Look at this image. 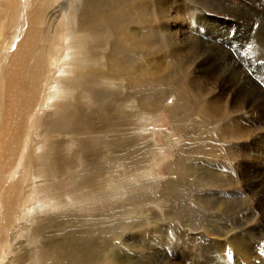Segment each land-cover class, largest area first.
<instances>
[{
    "label": "rangeland",
    "instance_id": "rangeland-1",
    "mask_svg": "<svg viewBox=\"0 0 264 264\" xmlns=\"http://www.w3.org/2000/svg\"><path fill=\"white\" fill-rule=\"evenodd\" d=\"M182 1L185 6L194 9L197 19L202 17L207 22H204V28L200 30H195V25L188 28L192 14L187 6L183 14L176 6V9L169 10V15L173 17L169 30L174 32L171 34L175 37V48H185L188 45L184 43V38H196L200 45L208 47L206 49L209 52L206 55L213 53L212 55L218 57L217 63L211 64L210 69L215 70V77H219L220 81L207 86L211 85L215 94L221 95L230 108L238 105L242 93L234 82L228 83L226 78L223 79L222 73L239 70L241 77L257 86L264 97V0ZM11 2L13 0H0V64L2 62L5 77L13 70L9 68L12 65L17 64L18 71L17 77L15 73L12 74L18 88L11 90L8 87L7 92L3 91L7 103L5 102L6 105L2 113L0 112V131L8 124L5 137L1 136L0 148V196L4 194L0 198V222L4 224V227L0 226L3 229L0 236L9 237V249H6V257L0 264H49L45 244L48 241L56 243L64 235L80 232L92 237L107 232L111 236L117 235L116 243L111 249H115L120 239L130 238L127 251L117 253L120 260L123 259L121 254L142 256L144 250L134 248L132 251L130 244L140 246L144 243L149 245V250L144 253L146 257L144 260L136 259L143 264L147 260L153 264L163 262L164 259L172 264H264V256L261 255L264 253V130H260L264 126V103L258 101L256 106L241 105L243 115L250 122H244L248 127L246 137L240 142L232 141L236 146L241 144V147L235 148L234 160L224 162V154L213 155V159L208 160L198 159L194 164L195 168L191 167L192 174L187 176L188 182L187 179L185 184L181 181L183 189H189L186 194L188 197L183 202L181 200L182 203L171 199L167 201L160 196L164 189L163 183L175 178L171 180L173 183L179 176H183V173L177 174L178 177L172 176L169 170L178 149L185 142V130L176 128L171 116L161 108L152 115L148 114L150 117L146 114L145 120L140 123H137L138 119L135 120L132 129L128 128L125 132L127 136L137 135L134 138L139 139V142L133 145L145 154L147 161L144 169H152L149 173L145 171V175L151 178L145 180L140 177L144 169L131 172L128 166L121 163V157H117V147L112 144V140L121 133L120 126L104 128L99 114L105 112V109H100L99 114L94 112L101 101L116 105V99H121L126 92V83L123 79L116 80L110 75L103 77L104 73L100 75L99 68L107 67L106 60L98 58L106 38L103 39V33L100 37L99 33L95 32L93 35L91 31L81 34L78 19L83 6L82 0H60L58 3L51 0H16V14H13ZM59 3H63L70 11L67 25L71 26L67 32L69 39L81 38L85 44L84 50H87L86 56L90 59L89 63L93 64V60L98 62V66L89 64L87 68L86 65L81 67L83 57L76 53L75 56L71 55L70 64H57L56 57L53 58L51 53L48 61L38 57L36 59L35 50L38 45L49 44L43 39L39 41L40 29L46 30L45 40L57 34L58 29L55 27L62 18L59 17V14L62 15L59 13ZM238 3L241 8L245 7L248 12L254 13L249 22L244 23L232 10L238 7ZM44 5L43 12L40 7L43 8ZM142 10L143 7H138L136 12ZM154 10V5H151L149 11ZM39 13L46 16V26L38 24L34 28L32 16ZM142 25L143 23L141 27H146ZM157 25L159 28L158 23ZM258 31H261V35ZM139 32L142 33L143 30L140 29ZM108 35L115 38L113 34ZM99 46L100 50L96 51ZM163 58L164 63L161 64H170L173 55L167 51ZM131 63L124 59V64L134 65ZM142 64L138 66L141 67L140 70L132 73L134 79L149 77L155 71L151 69L153 64L149 61ZM201 66L206 64L198 60L192 71L196 75L204 76L200 71ZM95 68L97 73H94ZM90 79L103 80V83L93 84ZM22 86H25L23 90ZM94 89L99 91L95 92ZM103 90L108 93L106 99L98 96ZM173 96L169 97L172 101ZM149 98L153 100L152 97ZM118 108L117 113L125 111ZM131 108L133 109L130 107L126 110L133 111ZM80 109L82 112L77 111ZM76 118L79 119L75 121ZM257 120H261L260 131H253L256 127L252 123ZM211 138L212 142L217 143V135L212 134ZM87 154L89 159L95 160L94 163L85 157ZM98 160L102 163L99 164ZM97 167L102 175L92 171ZM87 176L88 179L85 180ZM101 181L105 182L103 188L94 189V186L98 187L95 183ZM222 183L227 185L221 189L216 187ZM164 190L170 197L175 193L170 185ZM196 196L199 198L195 201ZM179 207L186 210L188 216L181 219L173 217V212ZM153 220L159 221L152 225Z\"/></svg>",
    "mask_w": 264,
    "mask_h": 264
},
{
    "label": "bare ground",
    "instance_id": "bare-ground-1",
    "mask_svg": "<svg viewBox=\"0 0 264 264\" xmlns=\"http://www.w3.org/2000/svg\"><path fill=\"white\" fill-rule=\"evenodd\" d=\"M51 1H55L56 3H58L60 0H51ZM175 1L176 2H172V0H82L83 6L81 7V10H80V18L78 19V25H79L80 30H82L81 34H83L84 31H86V32L91 31V34H93L95 32L99 33L100 37L102 36V33H103L104 34L103 39L106 38V40L103 41L104 44H103L102 48L99 46V48L96 49V51H99L101 48L100 53H98V54H100V56H98V58H101L102 60L105 59L107 62V67L105 69L99 68L100 75H101V73H104L105 75L103 77H105L106 75L107 76L110 75V76H113V78L116 80L123 79L126 83V92H125L124 96L121 99L117 98L115 101V104L118 107L123 108V110H125V111H120L119 113H117L116 110L119 108L116 105H114L113 102L110 103V102H104V101H101L100 104H98L99 109L96 108L94 111L96 114H99V112L101 111L100 109H105V112L103 111V112H100V114H99V120H101V124L103 125L104 128L110 129L113 126L114 127L120 126L121 133L118 134L115 137V139L112 140L113 141L112 144H115L117 147L116 153H117L118 158L121 157L120 158L121 163H124L126 166H128L130 168L131 172H133V170L141 171L144 169V163H146V161H147V160H145V154L143 153V151L140 152V150L138 148H135L133 145V143H138L139 139L134 138V136H137V135H133V137H131L129 135L127 136V133L125 132V130H128V128L132 129V127L134 125V121L137 119H138L137 123H140V121H142V120L144 121L146 114L152 115L153 112H155L156 110H158L160 108L165 109L168 112V114L171 116L172 120L174 121L175 127L185 130V133H186L185 142L182 143V145L178 149V152L176 153V157L174 158V160L170 164V170H169L170 171L169 173L172 176H177V174H180V173H183L182 174L183 176H181V178L179 176V179H177V181H174L173 183H172V181L175 178L173 180L171 179L172 181L170 180V181L163 183L164 189H165V187H167L169 185L172 186V188L175 192L173 194V196L170 197L167 194L166 190H164V189L160 193L161 198L166 199L167 201H170V199H171V200L178 201V202H181V200H182V202H183V200H185L188 197L186 194H187V191L189 189L184 190L183 189L184 185L182 183L185 184L187 176H189V174H192L193 169H191V167L195 168L194 164L198 159H202V158H207V160H208V158L213 159V157H212L213 155L224 154L223 157H225V158L221 157L224 160V162H228V160H234V154L236 153V152L234 153L235 148L236 147L239 148L238 146H240L241 144L236 146L233 144V142H234L233 140H238L240 142L241 139L246 137V130L248 129L247 125L244 124L245 120H247V119L241 111V105L242 104H244V105L250 104L252 106H256V103L258 101H259V103L263 104L264 103V99H263L264 97H263V94L260 92V89L257 86H255L253 83H251L250 80L248 82L247 79H245L244 77H241V72L239 70L223 72L222 74H223V79L226 78L228 83L230 81L234 82L237 85L238 90L241 91L242 96L239 99V101H241L240 104L235 105V106H231V108H230L228 103L224 102V98L221 95H218V93L215 94V90L211 85H213L214 82H218L220 80H218L219 77H215V74H216L214 72L215 70L213 69L214 70L213 71L212 69H210V65L217 63L218 57L212 55L213 53L211 55L210 54L206 55L209 52V50L206 49L208 47H206L204 44H202L203 46L200 45L199 41H197V39L195 37H194L195 38L194 40L189 39V38L186 40V38H184V43L188 44L185 47L186 50L183 46L180 48H175V46H174V41H175L174 38L175 37H173L174 34H171L173 31L170 32V30H169V28H170L169 24L173 21V17L171 15H169V13H170L169 10L172 8L176 9V6H177L178 11L181 12V14H183L182 12H184L185 7L187 6V5L185 6V4L182 0H175ZM237 1H235V2H237ZM229 2H232V1L229 0ZM176 3H177V5H176ZM11 4L13 7V10H12L14 12L13 14H16V12H15L16 8H17L16 0L15 1L13 0V2H11ZM62 4L63 3H59V6H60L59 13H62V15L59 14V17L60 18L62 17V18L59 22V25L55 27V29L56 28L58 29L57 34L52 36L51 39L48 37L45 40L44 39V33L46 30L43 27H42L43 29H40L41 30L40 31L41 36L39 38V41H41V39H43L46 42L48 41L49 44L48 45H44V44L38 45L37 50H35V51H37L36 59L39 58V59H44V60L48 61V58L51 59V57H50V53H51L53 58L56 57V63L57 64H58V62H63L61 64H70V63H72L71 55L75 56V53H76V54H79L81 57H83V61L80 64L81 67H83V65H86V68H87V66H90L93 64L98 66V62H95L93 60H92L93 64L89 63L90 59H88V56H86L87 50L86 49L84 50L85 44L81 41V38L80 39H74V40L69 39L67 32H68V30H70L71 26L67 27V25H69V21H70V15H69L70 13H68L70 11L68 9H66L65 6H63ZM151 5H154V8H155V10L153 12L149 11ZM228 5H233V4L229 3ZM138 7H141V8L143 7V10L141 12H136ZM40 8H41V11H43V12L45 11V5L43 8L42 7H40ZM187 8L189 9L190 13L192 14V16L190 17L191 19L189 21L190 24H189L188 28L191 29L192 25H195V27L193 26L195 30H197V29L200 30V29L204 28L203 24H204V22H207V21L203 20L202 17L197 19L196 14L194 13V9L192 7L190 8L189 6H187ZM244 8H241L240 4L238 3V7L236 9H232V8L231 9L234 11V13L237 15V17L240 20H242V21H244V23H246L251 17L254 16V13L248 12ZM34 9L35 8H33L32 12H34ZM37 10H39V9H37ZM43 12H42V14H43ZM64 13H66V14H64ZM42 14L39 13V14H36L35 16H32V25H34V28H35V25H38V24H40V25L42 24L44 27L46 26L45 22H47V19L45 18L46 16L43 17ZM56 17L58 18V15ZM259 22H261V21H259ZM142 23L146 27H141ZM157 23L159 24V28H158ZM144 25H142V26H144ZM197 25H198V27H196ZM262 25H264V24H262ZM260 26H261V24H260ZM55 29H54V31H56ZM140 29L143 30L142 33L139 32ZM254 29H255V26H254ZM107 33L115 35V38H112ZM161 33H163L165 35V38L163 37V35ZM259 33H261V31H258V34ZM259 35H261V34H259ZM69 36L71 37V35H69ZM182 43H183V41H182ZM51 44H55L54 47L50 46ZM167 51L171 52V54L173 55L172 61L170 64H168V63L167 64H161V62L164 63L163 57L166 56ZM259 58L263 59L261 55H259ZM3 59H2V61H3ZM60 59H64V61H61ZM124 59L127 62H132L131 64H134V65L124 64ZM198 60L202 64H204V65L206 64V66L200 67V71L204 73L203 74L204 76L196 75L192 71L195 68L196 62ZM148 61H149V63L153 64V65H151V69H153L155 71H153V72L151 71L152 73L149 77L147 76V77H143V78L138 79V77L136 76L137 78L134 79L132 73H135L137 70H140L141 67H138V66L140 64L148 62ZM262 63L263 62H261V64ZM1 64H2V62H1ZM1 64H0V112L2 113V109H4V107L6 105L5 102L7 103V100L4 98L5 96H3V91L5 90L7 92L8 87H10L9 89L13 88L14 90L18 88V85L16 84V82H17L16 78L12 75L13 73H15L16 77H17L18 71L16 69L17 64L12 65V63H11V65L13 67H9V68H11L13 70L11 72H9V74L7 73V75L5 77L4 76L5 70H3V66H1ZM74 64L77 65L76 63H74ZM142 65H144V64H142ZM59 66H60V64H59ZM69 66H72V65H69ZM147 66H149V65H147ZM60 67H59V69H60ZM91 67H93V66H91ZM157 68H158V70H157ZM61 69H63V67ZM66 69H67V67H66ZM83 69H81V71ZM151 69L146 68V70H148V71ZM144 71H145V69H144ZM97 72H98L97 68H95L94 73H97ZM59 73H61V71ZM138 73H136V74H138ZM145 73H148V72L145 71ZM7 77H9V78H7ZM100 80H102V79H100ZM90 81L92 83L93 82H96V83L102 82L103 83V80L99 81V79L94 80V81H92V79H90ZM109 81H111V80H109ZM209 82H211V83H209ZM93 84H95V83H93ZM207 84H211V85L207 86ZM26 85H27V83H26ZM96 85L98 86L99 84H96ZM153 86H154V88H153ZM22 87H23L22 88V90H23L25 86H22ZM96 90L99 91V89H94L93 91L96 92ZM110 92H112V91H110ZM107 95H108V93L106 94L105 90H103L102 92H99V94H98L99 98L101 97L104 99L108 98ZM171 95H174L173 101H172V99L169 98V97H171ZM222 95H224V94H222ZM149 97H152L153 100H151ZM154 100H157L159 102H155ZM130 107H133V109L131 108L133 111H127L126 110L127 108H130ZM106 110H108V111H106ZM77 111H81V109L77 110ZM263 111H264V109H263ZM257 112H258V110L254 113H257ZM122 114H125V115H122ZM257 116H258V114H257ZM77 117H78V115H77ZM78 119L79 118H76L75 121H77ZM146 119H147V117H146ZM248 121L250 122V120H247V122ZM4 122H6V120ZM6 123H8V122H6ZM81 123H83V122H81ZM260 123H261V120H257L256 123H252V125L256 127L253 129V131L259 130ZM6 125H8V124H5L3 126V129H1V131H0V140H1L0 141V148L2 146L1 136L5 137V134L7 133L8 127ZM92 125H93V123H92ZM246 127H247V129H246ZM134 128H136V127L134 126ZM260 130L261 131L264 130V126ZM112 131H115V129H113ZM247 132H250V131H247ZM212 134L218 136L217 143L212 142V138H211ZM259 135H257V136H259ZM214 139H215V136H214ZM142 142L145 143V141H142ZM168 143L170 144L171 142L168 141ZM255 143L256 142L254 141V144ZM92 149H94V148H92ZM149 149H150V147H149ZM152 154H150V155H152ZM197 154H199L201 156L199 157V155H197ZM85 157L87 159H89V154H87ZM97 157L98 156H96V158ZM216 158H217V156H216ZM217 160H219V159L217 158ZM89 161L94 163L95 160L93 158H90ZM99 162L100 161L98 160V163ZM101 163L102 162H100L99 164H101ZM55 166H57V164ZM202 166H203V164H202ZM88 167L91 168L89 165H88ZM65 169H63V170H65ZM150 169L146 168L143 171H141L143 174L140 177L144 178L145 180L146 179L149 180L150 176L148 177L145 174ZM92 171H97V173L101 172L99 167H97V169H93ZM108 171H109V169H108ZM145 171H147V172L145 173ZM97 173L95 175H97ZM101 173H99V174H101ZM106 173H108V172H106ZM116 175H119V173L118 174L116 173ZM109 176L111 177L112 174H109ZM99 178H101V176ZM87 179H88V176L86 177L85 180H87ZM226 180H228V179H226ZM181 181H182V183H181ZM94 182H95V179H94ZM96 182H97V180H96ZM133 182H135V181H133ZM187 182H188V179H187ZM191 182H193V181H191ZM104 183H102V181L95 183V185L97 184L98 187L94 186L93 188L94 189H97V188L102 189ZM199 183H201V182L199 181ZM202 183H204V182H202ZM225 185H227V184L222 183V184L216 185V187L221 189ZM173 186L178 187L180 189L177 190ZM201 187H202V185H201ZM197 190H196V192H197ZM216 191H218V190H216ZM1 193H2V191H1ZM195 193L192 196H194ZM213 193H215V192H213ZM196 194H198V193H196ZM2 195L4 196L3 193L1 194V196ZM1 196H0V198H1ZM3 196H2V198H3ZM196 198H199V197L196 196L194 198L195 201H196ZM206 199H204V200H206ZM197 200H199V199H197ZM206 202H208V199L206 200ZM5 203H6V201H5ZM9 206H10V202H9ZM10 211H11V208H10ZM9 214H11V213H9ZM116 215H117V213H116ZM183 216H188V215H187L186 210H183L181 207H179L178 209H176L175 212H173V217H175L177 219H181V217H183ZM158 221L153 220L152 225H153V223H156V222L158 223ZM3 225L0 222V226H3ZM183 227H185V226H183ZM2 230L3 229L1 227L0 232ZM108 233L109 232H107L105 234L101 233V234H98V236L92 237L91 235H86V234H83L80 232V233H73L70 235H64L63 239L61 241H58V242L55 241L56 243H54V242L49 243L50 241H48L47 244H45V248L47 250L46 255H48V257L50 259L49 264H143V263H139L136 259L140 258V259L144 260V258L146 257V255L144 253L149 250L148 244L146 245L143 243L140 246H136V244H130V245H132L130 247V249L132 251L134 248H137V249L142 248L144 250V252H142L143 255L138 256L136 254H132V255L130 254L131 255V257H130V255H126V254L123 255L120 253L122 258H123L122 260H120L121 258L118 256L117 253H119V251L126 250V246L128 245V243L131 239L130 238H129L130 240L127 238L120 239L118 241V243L116 244L115 249H111V246L116 243L115 240L118 238V236L117 235L111 236ZM203 239H205V238H203ZM8 240H9V237L7 235L0 236V261H3L4 258L6 257V252H7L6 249L9 246ZM240 242H241V240H240ZM174 247H176V246H174ZM220 247H219V249H220ZM129 252H131V251H129ZM221 252H223V251H221ZM150 254H152V252ZM153 255H155V254H153ZM123 260H125V261H123ZM164 260H162L163 262H159V263L160 264H172V262H169L168 260H166V261H164ZM259 261H262V260L260 259ZM144 263L145 264H152L149 260L144 261ZM159 263H153V264H159ZM173 264H176V263H173Z\"/></svg>",
    "mask_w": 264,
    "mask_h": 264
},
{
    "label": "snow or ice",
    "instance_id": "snow-or-ice-1",
    "mask_svg": "<svg viewBox=\"0 0 264 264\" xmlns=\"http://www.w3.org/2000/svg\"><path fill=\"white\" fill-rule=\"evenodd\" d=\"M261 255H264V253H261Z\"/></svg>",
    "mask_w": 264,
    "mask_h": 264
}]
</instances>
